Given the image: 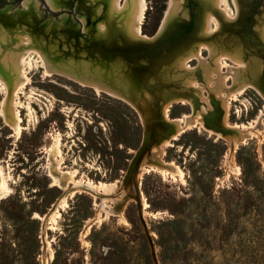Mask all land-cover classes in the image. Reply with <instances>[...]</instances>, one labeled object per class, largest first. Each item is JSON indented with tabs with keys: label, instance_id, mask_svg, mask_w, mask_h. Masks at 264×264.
<instances>
[{
	"label": "rangeland",
	"instance_id": "rangeland-1",
	"mask_svg": "<svg viewBox=\"0 0 264 264\" xmlns=\"http://www.w3.org/2000/svg\"><path fill=\"white\" fill-rule=\"evenodd\" d=\"M146 1L141 33L148 40L157 38L158 49L170 44L180 31H191L192 12H203L200 0H174L179 8L170 14L187 23L161 31L171 0ZM243 1L250 7L240 25L234 0H225L229 13L236 17L229 20L238 25L230 30L223 26L218 37L213 34L206 40L228 44L245 27L251 34L248 47L254 52L246 50L245 44L240 56L249 63L254 58V70H264V41L256 32L264 0ZM127 7L122 0L117 10L124 12ZM125 20L128 24L129 17ZM117 29L124 38H136L123 26L120 14L110 11L107 0H0V65L7 67L8 56L26 50L28 76L27 84L17 88L24 126L19 135L3 118L1 108L9 91L0 77V180L6 181L3 196L0 189V264H264V128L239 144L233 161L226 138L202 126L187 128L163 146V160L178 164L184 180L158 168L144 170L140 188L148 202L145 212L133 194L135 182L128 185L130 197L123 202L125 218L114 212L96 219L100 198L77 192L68 198L56 228H46L45 234L42 216L64 192L50 175L56 163L61 160L62 172L77 169L76 177L122 186L142 145L144 125L140 113L121 97L59 72L47 74L35 49L48 61L90 55L108 72L117 56H106L103 51L114 48L104 44ZM115 38L121 43L119 35ZM56 42L61 49L54 51L51 45ZM203 56L204 62L193 59L187 69L198 82L203 81V67L210 63L209 50L204 49ZM227 61L237 66L230 58ZM224 65L226 72L228 65ZM184 72L177 77L183 79ZM238 83L230 78L226 86ZM165 84L156 82L153 92L159 94ZM183 88L180 84L169 93ZM205 89L203 95L215 103L210 89ZM196 99L205 103L199 94ZM151 107L148 116L157 128L150 133L158 138L169 131V125L160 118L162 105ZM230 109L232 123H249L264 109V99L248 87ZM190 112L188 103L175 102L169 108L172 118ZM57 135L61 136L60 155L50 150ZM156 150H151L149 158Z\"/></svg>",
	"mask_w": 264,
	"mask_h": 264
},
{
	"label": "bare ground",
	"instance_id": "bare-ground-1",
	"mask_svg": "<svg viewBox=\"0 0 264 264\" xmlns=\"http://www.w3.org/2000/svg\"><path fill=\"white\" fill-rule=\"evenodd\" d=\"M121 1L122 0H107L110 11L120 14L122 24L130 35L136 38H149L144 33H141L147 1L126 0V4L128 5L127 11L125 10L126 12L117 10L121 5ZM201 1L203 2V12H201L200 15H198L199 13L196 14L192 12L191 15L194 24L193 29L186 33L180 31L179 33L181 34H175L169 45H164L166 46L164 52L157 53L155 60H157L158 63L151 69L152 72L145 74L144 72H137L136 70V85L134 81L132 82L131 74H126L123 70H120L125 66H123V63L118 58L111 64L110 70L105 72L102 65L90 57V55L81 54V56L75 57L72 60L62 57L57 61H48L39 49H35V53H37L43 61L47 74L59 72L83 85L91 86L97 91H105L117 97H121L140 113L144 125L142 147L136 150V154L138 155L132 159L130 167L126 171L122 186L117 185L116 182H95L89 178L76 177L78 172L77 169L62 172V169H59L61 168V160L56 163V170L53 168L50 175L53 178L54 184L62 187L64 192L53 203L47 214L42 216L45 223V234L46 228H56L55 224L61 215V211L68 206V198L77 192H86L95 198H100L98 204L99 210L95 215L96 219L100 220L102 215L114 212L120 213L121 216L125 218L122 215L123 202L130 197L128 185L135 182L136 193L133 194L140 200L142 210L145 212L148 202L140 188L144 170L158 168L162 172L178 175L184 180V171L178 164L166 163L163 160V155L165 153L163 146L175 139L187 128L202 126L211 133L226 138L231 147L229 158L232 161L234 159V152L239 144L253 135L255 130L260 131L264 128V109H262L257 119L251 120L249 123H232L229 120L232 101L238 99V96L247 90L248 87L255 88L264 99V70H254V68H256L254 58H252L249 63L240 56V49H242L245 44V49L251 51L248 47V43H250L249 35L251 34L246 32L244 29L245 27H242V29L237 30L240 33V37L231 38L228 44H224L223 40L219 41L218 39V41L213 43L207 41L206 38L209 35L216 34L218 37L217 32L220 31L223 26L226 27L227 30H230V28L236 26L235 24L237 23H233V20H229L235 19L236 17L229 13L224 3L225 0H200L199 2ZM234 2L238 10L239 18L237 19H239L238 23L240 25L244 13L248 12L250 6L243 0H234ZM178 8V4L175 3L174 0H171L167 16L160 30L166 27H173V30L174 28L179 29L180 26H184V23H187L186 21L176 19L175 15L170 14ZM216 14L221 22L218 20ZM168 16L170 17L168 18ZM126 17H129L128 24H126ZM258 18L260 25H258L256 32H258L257 34L264 41V14ZM99 27L102 28V25ZM236 43H240L241 45L239 44L237 46ZM27 45L28 44H26V46ZM51 46L54 51L59 48L61 49L60 42L53 43ZM204 49L209 50V58L211 59H209L210 63L207 64L206 67H203L201 73L203 81L201 80V82H198L196 75L187 69L189 68V63L193 59H199L204 62L202 60L204 57ZM25 52L16 53L15 57L8 56L6 58L8 68L0 65V69L2 70L0 77L5 81L9 91L1 108L4 116L3 118H5L6 123L14 129L17 135H19L21 129L24 128L16 98L18 96L17 88L28 82V76L25 71L26 65L24 62ZM136 53L138 55L137 50ZM229 58L233 60L237 66L233 64L230 65L227 61ZM224 64L228 65V70L226 72L222 69ZM182 69L185 70V74L184 78L180 79L177 77V74ZM191 69H193V67ZM214 74L216 76H214ZM230 78H233L234 82H239L236 87L226 86L227 80ZM213 79L216 83L211 86L210 82L211 80L214 82ZM156 82L167 83L165 86H162L164 89H162V92L159 94L153 92L155 90L153 86H156ZM180 84H183L185 88L177 90L173 94L169 93L170 88L179 87ZM194 86H197V90ZM206 86L210 89V96L214 97L215 103L210 101L209 97L206 98L203 95L202 90L205 89ZM195 91H197V93H195ZM197 94H199V99L201 98L205 101L204 104H200L197 101ZM175 102L190 104L192 106V112L177 118L170 117L169 108ZM160 104L162 105L160 118L169 125V131L166 134L161 133V136L158 138L156 136L153 138L150 132L157 127L155 128L154 119L150 118L148 115H150L151 106L158 108ZM211 122L214 123L213 126ZM60 143L61 136H55L54 145L50 150H54V152L60 155ZM154 147L157 149L156 154L150 155L151 158H149V153ZM5 186L6 181L1 179V196H3ZM89 227L90 225H88V228ZM47 243H49V241ZM50 247L49 243L48 248L52 250V247Z\"/></svg>",
	"mask_w": 264,
	"mask_h": 264
},
{
	"label": "water",
	"instance_id": "water-1",
	"mask_svg": "<svg viewBox=\"0 0 264 264\" xmlns=\"http://www.w3.org/2000/svg\"><path fill=\"white\" fill-rule=\"evenodd\" d=\"M116 34L121 37V43H119V39L115 38ZM162 36L164 35H161V37ZM156 42L157 38H154L153 40L143 38H124V33L122 32V30L117 29V31L109 37L108 43L104 44L106 47L114 49L104 50L103 52L106 56L112 55L117 56L116 58L118 59L120 58L119 60L123 63V66H125L120 70H123L126 74H131V78H133L132 82H136V70L137 72H144L145 74H148V72H152L151 69H153L155 67L154 65L158 63L157 60H155V58L157 57V53L164 52L166 46L158 49V44ZM107 44H110V46H108ZM155 46H157L156 50H154ZM136 50L138 51V55L136 53ZM137 155L138 154H136L135 156Z\"/></svg>",
	"mask_w": 264,
	"mask_h": 264
}]
</instances>
